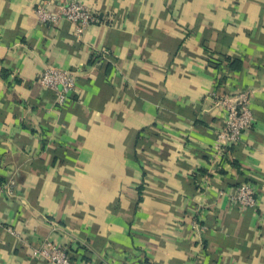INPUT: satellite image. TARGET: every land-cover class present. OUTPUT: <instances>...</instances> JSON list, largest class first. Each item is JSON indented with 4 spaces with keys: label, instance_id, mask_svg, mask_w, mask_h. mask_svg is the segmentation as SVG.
Wrapping results in <instances>:
<instances>
[{
    "label": "crops",
    "instance_id": "obj_1",
    "mask_svg": "<svg viewBox=\"0 0 264 264\" xmlns=\"http://www.w3.org/2000/svg\"><path fill=\"white\" fill-rule=\"evenodd\" d=\"M67 1L0 0V264L48 239L77 264H264V0H77L102 21L79 37L38 20ZM47 66L78 78L65 107Z\"/></svg>",
    "mask_w": 264,
    "mask_h": 264
},
{
    "label": "built area",
    "instance_id": "obj_2",
    "mask_svg": "<svg viewBox=\"0 0 264 264\" xmlns=\"http://www.w3.org/2000/svg\"><path fill=\"white\" fill-rule=\"evenodd\" d=\"M37 17L43 24L66 20L74 25L77 37L81 36L90 25H102L99 15L86 4L77 0H69L62 4L57 14L47 11L45 8H40L37 10ZM40 83L44 88L55 94V105L62 108L70 103V96L77 88L78 78L76 75L60 68L47 66L40 77ZM217 105L226 111V126L216 139L217 155L222 157L227 152V148L236 144L242 134L250 129L254 122V115L247 97L244 95L221 98ZM231 200L240 207L255 208L257 194L249 184H242L231 195ZM33 253V256L39 255L45 264H77L71 260L65 247L49 239L40 250H34Z\"/></svg>",
    "mask_w": 264,
    "mask_h": 264
}]
</instances>
